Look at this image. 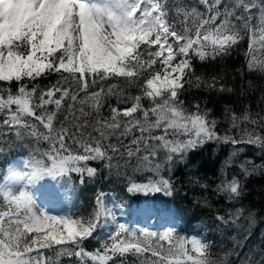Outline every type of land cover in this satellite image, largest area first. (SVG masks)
<instances>
[{"label": "snow or ice", "instance_id": "1", "mask_svg": "<svg viewBox=\"0 0 264 264\" xmlns=\"http://www.w3.org/2000/svg\"><path fill=\"white\" fill-rule=\"evenodd\" d=\"M199 2L206 13L176 6V16L182 17L176 20L169 17L167 0H0V82L7 85L0 87V113L5 114L0 129L7 128L17 138H22V130L35 136L36 124L25 119L33 117L49 130L43 139L54 145L53 150L43 154L48 163L30 161L29 171L17 173L16 178L26 177L31 184L45 175L74 172L93 177L97 170L88 166L89 161L110 163L112 156L107 149L120 151L115 144L103 143L109 137L118 141L131 137L130 145L125 146L129 160L143 150L144 161L155 159L163 151L167 162H183L189 153L210 141L230 142L233 146L245 143L264 150V135L260 132H245L239 139L219 136L215 120H209L207 112L201 113L198 104L195 112H187L180 98L185 85L199 88L203 83L200 77L193 79V59L204 61L228 54L244 39L242 30L249 35L250 49L257 36L264 46V3ZM190 18L194 28L187 23ZM253 20L258 23L254 25ZM247 67L264 72V63L257 64L255 59ZM53 74H58L59 79L47 90H40L37 95L38 85L28 88L29 81ZM121 78L127 86L138 88L139 94L125 97L124 102L130 101V106L112 107L107 118L99 117L102 94L113 95L117 87L113 83L106 90L104 82ZM12 82H16V93L11 90ZM97 85L99 90L89 94V88ZM206 87L231 91L223 86L216 89L215 83ZM80 92L84 97L79 103L90 100L99 117L92 125L98 135L87 142L80 141L81 153L71 154L65 138L77 143L75 134L63 128L56 131L53 120L62 103L70 102L69 113L75 110L73 105ZM143 100L148 101L147 107ZM49 105L54 106L51 112L47 111ZM37 108L44 111L37 115ZM80 111L83 115V108ZM243 119L247 121L248 116ZM232 126H237L235 115ZM154 130L161 134L153 135ZM180 136L186 138H176ZM160 169L161 165L156 164L155 171L159 173ZM128 191L170 193L171 184L161 177L146 184L131 183ZM222 191L233 199L242 193L235 178L226 182ZM0 199L8 209L0 208V264H49L43 255L45 250L75 256L79 264H113L116 256L121 258L120 264H127L123 259L126 255L142 257L145 253L156 259H142L140 264H208L205 258L194 257L207 250L208 245L200 239L179 237L172 228L159 233L117 222L102 250L86 252L83 241L96 230L101 217L104 222L116 221L102 196L96 199L92 217L84 219L56 217L43 211L38 214L34 199L26 190L0 191ZM218 219L223 221L224 217ZM170 256L184 259L169 261Z\"/></svg>", "mask_w": 264, "mask_h": 264}, {"label": "trees", "instance_id": "2", "mask_svg": "<svg viewBox=\"0 0 264 264\" xmlns=\"http://www.w3.org/2000/svg\"><path fill=\"white\" fill-rule=\"evenodd\" d=\"M234 2L235 0H222V4ZM261 3H264V0H261ZM167 4L170 19L182 18L176 16V6L189 11L196 8L197 11L206 13L199 0H167ZM252 11L256 12L257 9ZM187 23L195 27L191 18ZM257 23V20H253L254 25ZM237 27L241 28V25L237 24ZM242 35L244 39L233 46L226 55H218L215 59L204 61H200L198 57L193 59V79L200 77L203 83L199 88L185 85L186 90L180 93L187 112H195V105L198 104L201 113L207 112L208 119L215 120L217 135L237 139L245 132L256 131L264 135V124L261 123L264 120V72L250 71L247 67L251 59H255L257 64L264 63V46L260 44L257 36L253 38L254 43L250 49L249 35L243 30ZM57 79L58 74L41 75L35 81H29L28 88L31 89L33 84L38 85V95L40 90H47ZM113 83L117 85L115 94H102L99 117L107 118L112 107L123 109L130 106V101L124 102L125 97L139 94L138 88L127 86L122 78L109 79L103 86L107 90ZM208 83H215L216 89L223 86L231 91L210 90L206 87ZM12 84L11 90L16 93V82ZM6 86L5 82H0V87ZM98 90L99 85L89 88L88 91L90 94ZM83 97L84 93L80 92L77 103L73 105L75 110L71 113L68 111L70 102L62 103L53 120V129L56 131L63 128L75 134L77 143L65 138V144L71 154L81 153L80 141L87 142L90 137L98 135L93 131L92 125L99 117L90 100L83 105L79 103ZM142 103L145 107L148 106L147 100ZM53 108V105H49L47 111L51 112ZM35 111L40 115L44 110L37 108ZM4 115L0 113V125ZM233 115L237 117L236 127L232 126ZM244 116H248L247 121L243 119ZM25 119L36 124L35 136L22 130V138H17L7 128L0 129L4 133L0 135V191L15 162L19 161L25 172H28L30 161L48 163L43 154L53 150L54 145L43 139V135L49 130L33 117ZM253 120L256 121L255 124L252 123ZM81 125L83 127H80ZM160 134L159 130L153 131V135ZM52 135H55V131ZM130 141L131 137H121L119 141L116 137H109L103 141L105 145L115 144L120 151L113 153L111 149H107L108 155L112 156L110 163L89 161L88 166L97 170L93 177L73 172L57 176L45 175L33 182L37 194L43 196L44 200L40 202H48L50 207L56 208L57 214L63 217L91 218L97 207V197H103L105 206L111 208L116 221L104 222L101 217L96 230L83 241L82 246L86 252L102 250L103 243L115 230L117 222L133 229L159 233L172 228L179 237L200 239L208 247L202 253H195L194 257L205 258L208 264H264V150L245 143L233 146L230 142L210 141L202 148L189 153L183 162L174 160L169 163L163 151L159 152L155 159L144 161L143 156L146 153L141 150L138 156L129 160L125 146L130 145ZM55 147H58V144ZM156 164L161 165L159 173L155 171ZM161 177L169 180L170 193L128 191L131 183L146 184ZM233 178L239 181L242 189L238 199H233L222 191L223 185ZM145 197L151 199L153 221L139 226L133 219V207L144 201ZM0 208L8 210L2 199ZM159 208L166 214L157 219ZM218 217H224V220L221 221ZM164 246L167 247V242ZM43 255L49 264H79L75 256L56 254L51 250H45ZM123 259L127 264H140L142 259L151 261L156 257L145 253L142 257L126 255ZM175 259L184 257H168L169 261ZM120 261L119 256L113 257V264H120Z\"/></svg>", "mask_w": 264, "mask_h": 264}, {"label": "rangeland", "instance_id": "3", "mask_svg": "<svg viewBox=\"0 0 264 264\" xmlns=\"http://www.w3.org/2000/svg\"><path fill=\"white\" fill-rule=\"evenodd\" d=\"M97 2H102V0H97ZM184 138L186 137L183 136L178 137V139H184ZM17 173L20 174L26 173L25 169L21 166V163H19V161L15 162L13 166H11L8 174L6 175L1 185V191H10L12 193H19L21 190H26L32 195L36 206L34 211H36L38 214H40L41 211H43L46 214L52 216L63 217L61 215H58L56 212L57 209L56 208L52 209L48 202L41 203L40 201L44 200L43 196L37 194V188L35 187L34 183L29 184L26 177L24 179L16 178ZM165 214L166 212L163 209L161 210V208H159L156 218L160 219ZM152 217H153V206L151 199H149L148 197H145L144 201L133 207V219L136 225L140 226V225L150 224L153 221Z\"/></svg>", "mask_w": 264, "mask_h": 264}]
</instances>
